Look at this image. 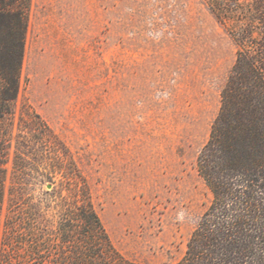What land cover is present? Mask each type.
Segmentation results:
<instances>
[{
	"label": "rangeland",
	"instance_id": "1",
	"mask_svg": "<svg viewBox=\"0 0 264 264\" xmlns=\"http://www.w3.org/2000/svg\"><path fill=\"white\" fill-rule=\"evenodd\" d=\"M255 3L0 0L7 70V24L26 21L0 114V264H54L94 216L126 260H181L212 200L197 157Z\"/></svg>",
	"mask_w": 264,
	"mask_h": 264
},
{
	"label": "trees",
	"instance_id": "2",
	"mask_svg": "<svg viewBox=\"0 0 264 264\" xmlns=\"http://www.w3.org/2000/svg\"><path fill=\"white\" fill-rule=\"evenodd\" d=\"M256 2L247 25L235 36L236 61L197 157L198 173L212 200L176 264H264V0ZM25 28L22 11L7 24L18 56L8 70L3 64L7 58L0 62V114L17 91ZM94 218L98 226L84 236V244L60 248L63 255L54 264H135L115 250ZM67 250L74 255L69 261Z\"/></svg>",
	"mask_w": 264,
	"mask_h": 264
}]
</instances>
